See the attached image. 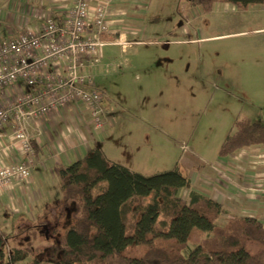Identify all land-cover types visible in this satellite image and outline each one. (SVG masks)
Instances as JSON below:
<instances>
[{"label": "rangeland", "instance_id": "rangeland-1", "mask_svg": "<svg viewBox=\"0 0 264 264\" xmlns=\"http://www.w3.org/2000/svg\"><path fill=\"white\" fill-rule=\"evenodd\" d=\"M142 17L138 33L120 41L124 45L102 47L91 68L95 88L111 100L118 118V142L106 144L107 156L143 175L178 167L189 176L204 171L205 161L215 171L212 161L237 119L264 124V7L241 10L216 3L207 12L188 0H148ZM259 158L264 159V149L255 166ZM256 179L246 180L247 193L261 189ZM59 188L54 203L61 196ZM43 222L53 229L49 217ZM71 222L67 218L63 229ZM28 234H18L19 241H27L25 261L36 254L45 258L46 250L36 248L55 237ZM203 240L193 230L190 245ZM246 244L251 253L261 249L251 240Z\"/></svg>", "mask_w": 264, "mask_h": 264}, {"label": "trees", "instance_id": "trees-1", "mask_svg": "<svg viewBox=\"0 0 264 264\" xmlns=\"http://www.w3.org/2000/svg\"><path fill=\"white\" fill-rule=\"evenodd\" d=\"M188 2L207 12L216 3L241 10L264 7V0ZM101 38L115 42L117 35ZM31 144L37 152L34 141ZM261 145L264 124L241 118L217 155L224 158ZM56 173L61 196L46 213L53 229L38 224L41 234L55 237L36 248L46 250L47 256L36 254L25 261L26 251L21 247L8 251L6 234L0 231V264H264V223L256 216L229 213L223 204L195 190L178 167L143 175L110 160L97 145ZM183 190H189L187 199L181 196ZM69 217L72 222L63 229ZM195 229L204 240L191 246ZM248 240L261 249L251 253ZM134 247L139 252L130 250Z\"/></svg>", "mask_w": 264, "mask_h": 264}, {"label": "crops", "instance_id": "crops-1", "mask_svg": "<svg viewBox=\"0 0 264 264\" xmlns=\"http://www.w3.org/2000/svg\"><path fill=\"white\" fill-rule=\"evenodd\" d=\"M99 4L104 5L108 11L111 33L107 35H117L115 42L126 40L129 34L136 35L139 27L144 24L142 16L147 9L148 0H92L91 9L94 10ZM71 5L72 0H0V39L9 34L41 28L47 15L60 21ZM97 62L98 60L94 65H88L84 73L91 76V68ZM19 85L25 90L28 89L23 83ZM5 95L10 97L11 93ZM104 95L103 106L107 125L101 132L93 130L90 116L84 107L74 104L53 110L39 119H26L22 122L30 140L37 146V152L34 150L36 164L28 181H16L0 189V231L6 234L8 251L13 247L23 248L27 242L23 241L25 238L19 241V232L25 233V236L33 232L41 235L37 226L46 217V209L53 206V198L57 197L59 183L56 171L60 166L70 165L97 145L107 156L106 147H110L111 142H118L114 141L118 118L111 109V100L105 93ZM13 123H16L15 116L11 119V124L2 131L0 153L4 146L12 143ZM260 149L263 150L264 145L243 148L224 158L217 155L212 161L215 171L209 169L211 162L205 161L203 170L214 176L197 170L193 175H189L193 188L223 204L229 213L256 216L264 223V159L259 158V166H255L258 165L255 160ZM14 154L19 161L26 159L25 155L17 151H14ZM109 159L123 164V161ZM222 160L225 162L222 163ZM125 166L132 169L127 164ZM250 176L259 178L256 181L261 189L255 191L254 187L247 193L244 185ZM182 192L186 194L183 198L187 199L189 190ZM236 207L241 211H237ZM31 220L35 221L36 225L32 224L33 228L26 231V227L30 226L27 222ZM18 227L20 228L17 231Z\"/></svg>", "mask_w": 264, "mask_h": 264}, {"label": "built area", "instance_id": "built-area-1", "mask_svg": "<svg viewBox=\"0 0 264 264\" xmlns=\"http://www.w3.org/2000/svg\"><path fill=\"white\" fill-rule=\"evenodd\" d=\"M91 2L72 0L60 21L47 15L41 28L0 39V137L13 116L16 118L11 125L12 143L0 153V189L16 181H28L32 176L36 158L22 125L26 119H39L74 104L88 112L95 132L106 128L105 95L95 88L92 77L84 70L98 60L101 48L110 43L101 38L111 33L110 23L105 6L99 4L92 10ZM5 93H11L10 97ZM14 151L26 159L17 160Z\"/></svg>", "mask_w": 264, "mask_h": 264}]
</instances>
